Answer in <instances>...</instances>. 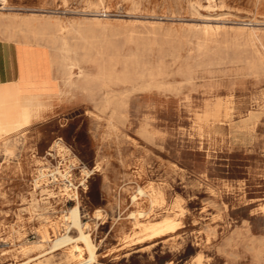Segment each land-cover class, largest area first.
I'll use <instances>...</instances> for the list:
<instances>
[{"label": "rangeland", "instance_id": "rangeland-1", "mask_svg": "<svg viewBox=\"0 0 264 264\" xmlns=\"http://www.w3.org/2000/svg\"><path fill=\"white\" fill-rule=\"evenodd\" d=\"M263 31L264 0H0V38L44 46L65 65L52 67L65 92L47 114L16 125L11 103L14 127L0 137V264L25 259L21 245L77 199L98 248L93 264H264ZM137 184L163 195L147 219L180 217L145 249L151 241L120 239L133 230Z\"/></svg>", "mask_w": 264, "mask_h": 264}, {"label": "bare ground", "instance_id": "bare-ground-1", "mask_svg": "<svg viewBox=\"0 0 264 264\" xmlns=\"http://www.w3.org/2000/svg\"><path fill=\"white\" fill-rule=\"evenodd\" d=\"M0 33H2V32H0ZM0 39H2V38H0ZM255 40H257V39L255 38ZM255 44L256 43H254V45ZM260 48H261V46H260ZM51 57H52V61L55 63H63V61H64V57H57L53 54ZM104 65H106V63ZM73 66H74V59H72L71 62L69 63V67H67V70L69 72H71V68ZM122 69H124V68H122ZM72 70H75V69H72ZM101 71H103V70H101ZM117 71H118V69H117ZM86 78L88 81L89 80L88 75L86 76ZM109 85H111V84H109ZM13 99L17 102L16 92H14L12 89V83L1 84L0 85V137L1 138L4 137V134L6 133L7 130L11 131L10 127H12V128L14 127V126H10L11 125V115L10 114H11V109H12L11 103H12ZM104 101L108 105L114 102V101L112 102L111 90H105L104 91ZM44 104L45 103L42 101H36L31 105H28L26 107L21 108V110H20V117L21 118L20 119H18V116L16 114V118H17L16 119V122H17L16 125H19L22 123L28 124V123L32 122L34 119H36L37 117H39L40 112L46 108V106ZM121 105H122V103H121ZM102 106L104 107V105H102ZM108 107H110V106H108ZM112 110H114V109H112ZM116 112H117V110H116ZM107 117H108V115H107ZM116 117H114V118H116ZM112 119H113V116H112ZM118 119H120V118H118ZM3 122L6 123V125H7L6 128H4L1 125V123H3ZM5 146H7L6 143H5ZM54 146L56 147L57 150H61V147L63 148V145L59 144L58 140H55ZM7 153H8V151H7ZM99 163L100 162L96 163L92 168H90L89 172H93L94 170H98L99 166H100ZM86 173H87V175L89 174L88 171H86ZM42 175H43V173H42ZM37 178H39V177H37ZM34 179H36V178H34ZM82 183H84V181H82ZM56 185H57V183H56ZM63 186H65V185H63ZM68 191L69 190L67 187L60 189L62 196H68L69 195ZM162 197H163V195L161 194L160 191L148 192V189H146L144 186H141L139 184H137L135 186L134 190L130 193L131 204H132L133 208L129 210L128 215H127L133 230H132V232H126L121 236L120 239H121L122 243L124 244V246H127L129 244L144 243L146 241L154 242V241H156V239L160 238L161 236L165 235L168 232L175 231L179 227L178 220L180 217H176V214L166 213V214H163L161 216V218H159V219H147L148 214L152 211V207L154 205V202L158 201V199H162ZM142 198H145L148 201L149 206L147 209H144L140 206ZM162 200H163L162 202H164V199H162ZM98 212H101V209L96 208L94 210V213H98ZM182 212H183V210H182ZM182 212H179V213H182ZM182 214H184V213H182ZM83 216L84 215L82 214V211L80 208L79 199H77L75 201V204L70 206L69 209L67 211H65L60 216L59 220H53V221L50 220L47 223L42 225V227L38 230L39 231L38 232L39 239L37 241L31 242L30 244L26 243V244L21 245V252L24 255H26L25 259H23V260L15 259L13 261H8L4 264H31V262L39 260V259L41 260L43 257H46V256L47 257H54L57 255L65 256L67 258V260L70 261L69 264H93L94 262L97 261V249L98 248H97V244L94 242V239L91 235L90 225L88 222L83 221V219H82ZM60 222H61V225L63 226V229H64V231L62 233L58 231V228L60 227L59 226ZM207 231H208V229H207ZM212 231H214V230H212ZM50 232L51 233L53 232V236H54L53 238H50L51 237ZM33 251H35V253L33 255L28 254L29 252H33ZM83 253H86L87 256L86 257L83 256ZM13 256H14V254H13ZM13 256H12V258H13ZM198 264H201L199 259H198Z\"/></svg>", "mask_w": 264, "mask_h": 264}, {"label": "crops", "instance_id": "crops-1", "mask_svg": "<svg viewBox=\"0 0 264 264\" xmlns=\"http://www.w3.org/2000/svg\"><path fill=\"white\" fill-rule=\"evenodd\" d=\"M54 64L62 66L64 73L65 65L53 62L46 47L26 43L16 45L13 40L0 39V85L12 83L19 107L14 108L18 119L21 118V108L36 101H42L46 106L40 115L47 114L49 102L53 103L65 92L52 75ZM156 242L142 244L139 249L151 247Z\"/></svg>", "mask_w": 264, "mask_h": 264}]
</instances>
